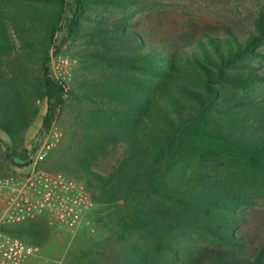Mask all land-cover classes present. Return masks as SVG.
Masks as SVG:
<instances>
[{"label": "trees", "instance_id": "trees-1", "mask_svg": "<svg viewBox=\"0 0 264 264\" xmlns=\"http://www.w3.org/2000/svg\"><path fill=\"white\" fill-rule=\"evenodd\" d=\"M135 2L0 0L5 159L29 162L24 134L45 99L40 131L57 121L66 140L43 167L85 183L104 230L79 264H264V4L251 31L205 24L162 36L99 8ZM68 37L89 50L65 84L49 62ZM116 146L115 163L95 169ZM2 230L42 242L40 230Z\"/></svg>", "mask_w": 264, "mask_h": 264}, {"label": "rangeland", "instance_id": "rangeland-1", "mask_svg": "<svg viewBox=\"0 0 264 264\" xmlns=\"http://www.w3.org/2000/svg\"><path fill=\"white\" fill-rule=\"evenodd\" d=\"M68 2L71 3L72 0H68ZM262 4H264V0H137V2L130 4L121 14L111 7H108L107 11H104V9H106L105 7L99 8L103 11L105 16L111 15L114 19L127 15L128 18L126 23L129 29H136L145 35L155 34L162 36L165 32H174L184 26L198 29L205 24L223 25L225 23H230L236 25L241 32L251 31V29L253 30L251 19L255 11ZM91 16H94V14ZM70 17L71 7L68 6L64 13L61 29L56 35L57 40L55 43L58 44L63 37L67 36L68 31L66 24ZM90 23H92V21H87V25H90ZM83 41L84 38L82 37L75 40L68 37L61 45V51L57 52L75 60L68 83L71 81L74 71L81 66L78 53L80 51L84 52L89 50ZM54 49L55 47L52 46L51 51H54ZM262 62H264V59ZM261 91L264 92V84L257 88L258 93L261 94ZM37 104L40 108V103L37 102ZM34 120L33 128L29 132L25 131L24 134L27 154L29 157H37L39 163L46 167L49 165V160L47 158L49 152L52 149L58 148L60 143L66 140V136L63 135V131L57 121L53 122V124L60 132L58 139L55 135L48 134L52 125L47 130L41 132L40 128H36L37 122L34 123ZM0 137L3 140H8L7 135L4 136L2 131H0ZM3 137H5V139ZM49 141L55 144L46 152V158H40L39 155L44 151V149L41 148L42 144ZM120 151H122V147L116 146L109 153L97 158L94 162L96 163L95 169L100 172H105L115 163ZM95 210L96 204L92 211V220ZM93 224L96 226L94 220ZM41 225L43 229H40V238L44 242L47 240L52 242V244L45 248L48 264H79L77 262V257H81L82 252L92 247L93 242L100 239L104 234V230L96 226V231L92 234L84 230L79 232L76 236L70 237L64 234L56 224L50 223L48 219L45 223H41ZM87 261L88 258L84 259L83 263H87Z\"/></svg>", "mask_w": 264, "mask_h": 264}, {"label": "built area", "instance_id": "built-area-1", "mask_svg": "<svg viewBox=\"0 0 264 264\" xmlns=\"http://www.w3.org/2000/svg\"><path fill=\"white\" fill-rule=\"evenodd\" d=\"M74 61L51 51L49 71L55 79L68 84ZM49 133L57 139L60 135L53 123ZM54 144L44 142L40 158L45 157ZM94 205L82 180L45 169L37 157L30 156L27 169L0 175V264H21L40 250L35 243L3 232L2 225L45 215L67 236L74 237L84 230L92 234L96 231L92 220Z\"/></svg>", "mask_w": 264, "mask_h": 264}, {"label": "crops", "instance_id": "crops-1", "mask_svg": "<svg viewBox=\"0 0 264 264\" xmlns=\"http://www.w3.org/2000/svg\"><path fill=\"white\" fill-rule=\"evenodd\" d=\"M39 103H40V108H39L40 111L38 113L40 115L38 114L36 116L35 120H34V123L37 122L36 123V128L37 129L41 127L42 117H43V115L46 112V100L42 99V100L39 101ZM32 128H33V122L27 128L26 132H29ZM2 133L4 134V136H6V134L4 132H2ZM3 138L5 139V137H3ZM25 169H27V164H25L23 166H19V165H16V164L8 163L6 161V159H5L3 147H2V145H0V175H7V174L12 173L14 171H17V170L18 171H22V170H25ZM46 221H47L46 216L42 215V216H39V217H36V218H33V219H26V220H23V221H17V222L5 224V225H7V226H9V227H11L13 229H17V230H20V229L25 230V229H27V230H37V231H39L40 229H43L41 223H45ZM37 224H38V226H37ZM5 225L1 226V230H2V227L5 226ZM25 241L26 242H30V240L27 239V238H25ZM31 243H34V242H31ZM35 244L40 246L39 252L36 253L33 256L28 257L21 264H48V257H47L45 248H47L50 244H52V242L49 241V240L44 242L42 240L41 244H39V243H35Z\"/></svg>", "mask_w": 264, "mask_h": 264}]
</instances>
